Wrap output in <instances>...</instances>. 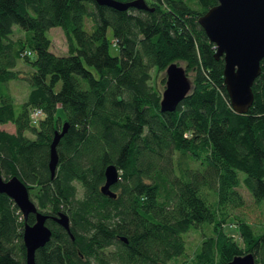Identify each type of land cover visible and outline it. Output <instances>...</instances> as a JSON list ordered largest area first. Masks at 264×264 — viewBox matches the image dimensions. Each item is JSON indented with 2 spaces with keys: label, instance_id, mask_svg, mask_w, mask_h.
I'll return each mask as SVG.
<instances>
[{
  "label": "trees",
  "instance_id": "trees-1",
  "mask_svg": "<svg viewBox=\"0 0 264 264\" xmlns=\"http://www.w3.org/2000/svg\"><path fill=\"white\" fill-rule=\"evenodd\" d=\"M144 2L117 9L96 0H0V123L15 125L0 128V174H18L49 213L52 232L36 263L171 264L185 253L183 232L208 224L183 264H224L247 250L264 264V223L234 214L240 240L224 228L229 208L244 204L240 183L255 201L264 197V56L252 103L236 112L223 59L197 20L217 0ZM54 25L65 53L50 48ZM180 60L193 84L175 109L160 110L151 69ZM19 77L31 88L17 108L9 81ZM35 107L43 110L36 122ZM63 120L52 175L50 143ZM108 163L119 171L115 195L100 189ZM59 210L69 230L52 216ZM35 218L0 190V264H25L23 227Z\"/></svg>",
  "mask_w": 264,
  "mask_h": 264
},
{
  "label": "water",
  "instance_id": "water-1",
  "mask_svg": "<svg viewBox=\"0 0 264 264\" xmlns=\"http://www.w3.org/2000/svg\"><path fill=\"white\" fill-rule=\"evenodd\" d=\"M117 9L129 5L146 7L144 0H96ZM197 20L208 39L214 43L216 58L223 59V83L232 109L246 112L253 100L252 82L260 71V59L264 56V0H217L201 13ZM191 80L185 67L171 61L165 67V84L159 100L160 110H173L188 93ZM68 122L54 130L50 143L49 167L53 175L58 163L57 144L67 130ZM119 171L115 164L108 163L104 168V180L100 184L102 192L115 195L111 183L117 180ZM0 190L10 194L27 216L35 212V221H26L23 227V241L26 246L25 264H37L36 248L50 237L52 228L46 222L49 213L41 210L31 196L29 186L16 173L6 177L0 174ZM52 216L69 230V217L63 210ZM125 238L123 235H121ZM224 264H255L251 250L233 254Z\"/></svg>",
  "mask_w": 264,
  "mask_h": 264
},
{
  "label": "rangeland",
  "instance_id": "rangeland-1",
  "mask_svg": "<svg viewBox=\"0 0 264 264\" xmlns=\"http://www.w3.org/2000/svg\"><path fill=\"white\" fill-rule=\"evenodd\" d=\"M13 27H14L15 37L23 36L24 35L23 32H26V30H24L17 23H15ZM47 34L51 38L50 48L56 53H65L67 50L66 38L62 30V27L59 25L51 26L47 30ZM109 51L111 53H117L118 48L117 46L110 45ZM179 62L185 67V64L182 60H180ZM17 67L22 70V73H24V71L29 68V66L22 61L18 62ZM186 72L191 80V84H193L192 81H193L194 71L190 69ZM151 74H152V78L155 79L156 84L160 87V90H162L165 84V68L158 72H156L154 69H151ZM161 77H164L163 82L161 81ZM9 87L11 89V93L14 97V100L17 103V108H18L19 104L27 97V94L31 88V84L26 78L19 77V78L11 79L9 81ZM61 125L62 122L60 123V126ZM0 127L12 131L15 129V125L12 122L0 123ZM238 188L244 195V204L241 206L229 208L230 216L228 220L225 222L224 228L227 230V232H229L238 240H240L235 224L236 218L233 215L234 214L243 215L246 219L251 221V223L254 224L256 228L260 229L262 227V224L264 223V197L255 201L251 193L248 191V189L245 187L243 183H240L238 185ZM210 233L211 230L208 224H203L199 227H190L188 230L183 232L185 253L178 255L177 258L176 257L172 258V260H170V263L183 264L184 258H187L188 261H191L193 253L200 248L201 240Z\"/></svg>",
  "mask_w": 264,
  "mask_h": 264
},
{
  "label": "built area",
  "instance_id": "built-area-1",
  "mask_svg": "<svg viewBox=\"0 0 264 264\" xmlns=\"http://www.w3.org/2000/svg\"><path fill=\"white\" fill-rule=\"evenodd\" d=\"M43 113V110L41 107H35L32 109L31 116L32 120L36 122L39 118V116Z\"/></svg>",
  "mask_w": 264,
  "mask_h": 264
},
{
  "label": "crops",
  "instance_id": "crops-1",
  "mask_svg": "<svg viewBox=\"0 0 264 264\" xmlns=\"http://www.w3.org/2000/svg\"><path fill=\"white\" fill-rule=\"evenodd\" d=\"M1 128V127H0Z\"/></svg>",
  "mask_w": 264,
  "mask_h": 264
}]
</instances>
